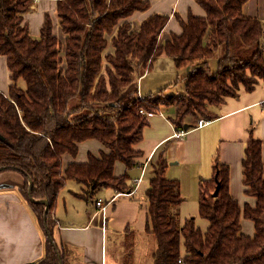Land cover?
Instances as JSON below:
<instances>
[{
    "label": "trees",
    "instance_id": "1",
    "mask_svg": "<svg viewBox=\"0 0 264 264\" xmlns=\"http://www.w3.org/2000/svg\"><path fill=\"white\" fill-rule=\"evenodd\" d=\"M151 1L57 0L66 37L63 48L49 16L39 37L30 34L26 14L36 0H0V55L6 57L14 82L8 94L0 91V172L23 174V193L44 229L45 257L32 264H66L65 248L54 237V213L68 180L85 185L87 198L105 188H130L128 175L116 177L114 166L135 164L134 146L148 125L141 110L157 113L175 106L173 122L184 127L187 117L213 119L210 106L237 96L241 87L251 91L264 82V21L246 15L250 0H196L206 16L190 14L180 22L182 32L163 44L168 15L153 14L136 29L129 20L148 11ZM109 44L113 54H106ZM162 55L178 69L190 67L182 79L184 91L142 96L138 81ZM215 56L219 63L213 71L210 59ZM20 79L25 90L17 84ZM87 140H98L108 152L64 168V156H77L79 144ZM167 165L161 161L147 191L148 229L158 242L154 264H264L261 141H249L243 159L244 182L255 206L241 207L231 195L230 169L218 161L214 178L201 183L200 216L209 222L206 232L196 218L181 224L174 214L183 197L179 181L165 176ZM30 179L34 199L49 201L48 214L45 204L30 200ZM243 218L255 224L253 236L243 232Z\"/></svg>",
    "mask_w": 264,
    "mask_h": 264
},
{
    "label": "crops",
    "instance_id": "2",
    "mask_svg": "<svg viewBox=\"0 0 264 264\" xmlns=\"http://www.w3.org/2000/svg\"><path fill=\"white\" fill-rule=\"evenodd\" d=\"M36 3L44 9L49 5L48 0H36ZM153 14L170 17L161 35V39L169 40L172 34L182 32L180 22L186 21L190 14L206 16L205 10L196 0H152L148 11L136 12L129 20L136 29ZM44 21L45 18L38 24L39 32L34 33L30 29L32 37L40 35ZM166 58L173 63L167 59L169 61L160 64L172 69L171 75L164 81L176 84L180 77L183 79L190 71V67L178 69L173 59L167 55ZM0 64V91L8 94L7 60ZM144 84L146 94L141 92L138 81L139 93L147 96L154 89H146ZM209 110L215 115L213 119L187 117L185 124L189 125L188 130L173 122L175 106L162 107L157 113L144 114L148 125L144 129L142 141L134 146L138 152L135 164L127 167L117 162L114 166L116 177L128 175L130 188L127 191L105 188L93 198H87L84 197L85 185L75 180H72L75 184L67 181L58 196L54 213V237L57 244L65 248L66 264H154L153 253L158 247L157 240L156 247L147 258L136 250L139 239H135L140 237L142 244L146 237H155L148 229L147 191L163 160L168 163L165 176L180 183L183 197L178 207L181 224L194 217L203 232L209 228V222L200 216V185L214 178L216 161L229 167L230 192L241 207L246 204L256 205V199L247 193L243 159L249 141L257 139L262 143L264 163V82L260 81L251 91L241 87L237 96L228 97L222 104L210 106ZM201 118L209 122L198 127ZM181 130H185L186 134L181 139L176 138L175 133ZM78 147L77 156H64V168L71 163H88L92 156L99 158L103 152H108L98 140L84 141ZM24 186L22 173L12 170L0 172V264H32L42 260L46 254V235L30 201L23 193ZM100 199L108 203L106 211L97 205ZM242 227L246 235H254L253 221L243 218ZM110 244L113 247L122 245L123 251L118 253L117 258L109 253ZM128 255H131L129 261Z\"/></svg>",
    "mask_w": 264,
    "mask_h": 264
},
{
    "label": "rangeland",
    "instance_id": "3",
    "mask_svg": "<svg viewBox=\"0 0 264 264\" xmlns=\"http://www.w3.org/2000/svg\"><path fill=\"white\" fill-rule=\"evenodd\" d=\"M57 1L56 0H48V7L46 9L44 8H40L38 6V3H34L33 8L31 11H29L28 14H26V22L29 25V28L31 29L32 32L37 33L39 32V22L41 23L44 18L46 19L47 16L50 17L53 26H54V33L55 35L58 37L60 43L63 45V48L65 47V41H66V37L65 34L63 33V30L60 26V22H59V18H58V14H57V9L55 10V7L57 6ZM51 3V4H50ZM245 13L248 16L251 17H258L259 19L264 21V0H250L245 7ZM42 20V21H41ZM179 21V19H178ZM40 33H41V29H40ZM40 36V35H39ZM38 36V37H39ZM169 39L166 38H162L161 39V43H165L166 41H168ZM62 48V50H63ZM64 53V50H63ZM114 53V47L112 44H109L108 48L106 49V54H113ZM219 57L215 56L212 57L210 59V67L212 68L213 71H215L218 67V63H219ZM169 58H166V55L160 57V59H158L157 62L154 63V66L152 68V70L148 71L145 75L149 77L145 80H143L145 77L143 76V78H141L139 80V84L141 85V92H143L144 94H146V91H144L145 89L143 88V83L146 89L149 88H153L154 91L150 92L151 94H159L161 92L164 93L165 96H172V95H178V93H182L183 92V81L182 78L180 77V80L178 81V83H165V79L168 78V76L171 75L172 73V69L166 67L161 66L160 64L162 63H166L167 60ZM6 63V57L0 55V63ZM171 61V60H170ZM170 63H173L172 61ZM2 64H0L1 66ZM172 67V64H171ZM2 68V66L0 67ZM8 75L6 76V81L9 84L7 86V89H9L10 85H13L14 82L11 79V73L9 71V69L7 70ZM180 76H182V74H179ZM138 81V80H137ZM18 86L22 89H26L27 88V84L25 82V80L20 79L19 82L17 83ZM150 93H147V95H149ZM70 183H74L72 180H70ZM98 196V195H97ZM86 203V202H85ZM173 212L174 214L176 213L178 215V218H180V213H179V208L174 207L173 208ZM180 220V219H179ZM139 239V245L136 247V250L140 251V253L143 256H146L147 258L151 253V250L153 248L156 247V238L154 236H148L146 237L145 242L140 244L141 238L137 237L138 241ZM122 249V245L118 244L117 247H113L112 244H110V249H109V253L112 255V257L117 258L118 253L121 252Z\"/></svg>",
    "mask_w": 264,
    "mask_h": 264
},
{
    "label": "water",
    "instance_id": "4",
    "mask_svg": "<svg viewBox=\"0 0 264 264\" xmlns=\"http://www.w3.org/2000/svg\"><path fill=\"white\" fill-rule=\"evenodd\" d=\"M184 128L186 130H188L189 125L188 124H185ZM29 183H30V188H29V198H30V200L33 201V202H36V203L45 204L46 205L45 213L48 214L49 209H50V203H49V201L47 199H44V200H35L34 197H33V194H32V189H33V181H32V179L29 180ZM219 189H220V184L218 183V186L216 188V191L214 192V196L215 197L218 195ZM46 219L47 218L45 217V220ZM47 230H48V228H47ZM60 264H63V262L61 261Z\"/></svg>",
    "mask_w": 264,
    "mask_h": 264
},
{
    "label": "built area",
    "instance_id": "5",
    "mask_svg": "<svg viewBox=\"0 0 264 264\" xmlns=\"http://www.w3.org/2000/svg\"><path fill=\"white\" fill-rule=\"evenodd\" d=\"M143 115L144 114H147V112H145V111H143V110H141L140 111ZM150 113H148V115H149ZM209 121L208 120H206V119H204V118H201V119H199L198 120V127H202V126H204L205 124H207ZM186 134V131L185 130H181V131H179V132H177V133H175V137L176 138H183L184 137V135ZM109 203H111V202H109ZM97 205L98 206H100L101 207V209L103 210V211H106L107 210V208H108V203H105L102 199H100V200H98L97 201Z\"/></svg>",
    "mask_w": 264,
    "mask_h": 264
}]
</instances>
